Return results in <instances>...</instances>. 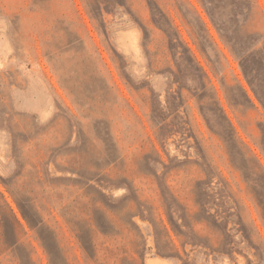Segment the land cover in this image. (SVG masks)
<instances>
[{
	"label": "rangeland",
	"instance_id": "1",
	"mask_svg": "<svg viewBox=\"0 0 264 264\" xmlns=\"http://www.w3.org/2000/svg\"><path fill=\"white\" fill-rule=\"evenodd\" d=\"M237 54L264 95V0H0V264H264L240 169L264 181V107Z\"/></svg>",
	"mask_w": 264,
	"mask_h": 264
},
{
	"label": "trees",
	"instance_id": "2",
	"mask_svg": "<svg viewBox=\"0 0 264 264\" xmlns=\"http://www.w3.org/2000/svg\"><path fill=\"white\" fill-rule=\"evenodd\" d=\"M203 5H204V8H205V10L207 11L209 17L211 18L212 22H213L214 25L217 27V29H218V31H219L221 37L224 39V34L222 33L223 31H221L220 26H218V24L216 23L215 17L213 16V14L211 13V11L209 10V7H208L205 3H204ZM86 11H87V13H88V15H89V17H90V19H91L92 21H93V20H97V21H100V22H104V21H103V15H102L101 7L92 8V9L86 7ZM228 43H229V45L233 46L230 40H228ZM98 54H99L100 60L102 61V57H101L100 53H98ZM236 57H237V59L240 60L241 68H242V70H243V73H244V75H245L247 81L250 83V85H251V87H252V89H253L255 95L257 96V98L259 99V101L261 102V104H262L263 107H264V95H263V93L260 92L259 89L255 86L254 79H252V78L250 77V75H249V73H248V71H247V68H246V66H245V63H244V61H243V55H238V54H237ZM103 64H104V63H103ZM104 65H105V64H104ZM249 100H250V99H249ZM250 101H251V100H250ZM251 103H252V101H251ZM159 104H160V103H159ZM252 104H253V103H252ZM160 106H161V105H159V107H158V109H159L158 112H160V113H158V116L160 117V118L158 117V119H159V120H158V127H159V128L161 129V131H162V130H163V126H164V121L166 120V117H164V113H161V112H163V111H162L163 109H162V107H160ZM219 108H220V111H221L222 115L224 116L225 120L229 123L230 127H231L232 130L234 131L232 124H231L230 121L228 120L227 116L225 115V113H224L222 107H220V105H219ZM211 126H212V127H210V129H211V131L214 132V130H215V125H211ZM104 130H105V131H108L107 128L104 129ZM216 130H217V128H216ZM223 130H224V131L220 132V135H221V137L224 139L225 143L227 144L228 149H229L231 155H234V154H241V155H242V153H243L242 151H243V150L239 147L238 142H236V140H235V136H234L233 134H231L230 132H226V130H225L224 128H223ZM214 133H215V132H214ZM235 134H236V132H235ZM162 135H163V134H162ZM106 136H110V135H109V132L106 133ZM159 138H161V136L158 137V139H159ZM262 138H263L262 140H264V131H263V133H262ZM109 143H110V144H109L108 147H112V148L115 147V143H114L113 139H110V140H109ZM262 148H263V150H264V141L262 142ZM107 153H108V154H107V157H105V161H106V162L113 161V162L115 163L116 160H117V155H115V154L111 151V149H108V150H107ZM255 161H256V165H257L256 167L259 168L260 170H262V171L264 172V170L262 169L261 164L259 163V160H258V159H255ZM75 163H76V161L74 162V164H75ZM240 164H241V165H240V169L243 171V173H245L246 177H252V180H254V185H255L258 189H260L261 192L264 194V181L260 180V177H258V176H253L251 173L249 174V168H247L246 163H245V165L242 164V163H240ZM99 169H101V166H99V167L97 168V171H98ZM246 172H248V174H247ZM1 196L3 197V195H1ZM259 198H261V196H259ZM260 201H261V200H260ZM19 205H20V208H21V212H22L24 218L26 219L28 225H29L32 229L37 230V228H38L40 222H42V220H39V219L37 220V219H35L36 217H34L33 215L31 216V215L29 214V212L27 211V207H26V205H23V203H19ZM7 208H8L9 211L11 212V214H12V216H13L15 222H16L18 225L23 226L22 223L19 221V219H17V217L13 214L12 209L9 207L8 204H7ZM98 222H100V221H98ZM98 226H99V230H100V232H102V233L105 234V235H108V232H107L108 229L105 227V225H104L102 222H100ZM6 227H7V230H8L9 232L14 231L12 225H10V223H8V222H6ZM40 240H41V244H42V247H43V251H44L48 256H50V258H52V261L55 262V251H54L55 248H54V245H53V244H48V243H46V241H45L42 237H40ZM78 240H79V242H80L82 248H83L85 251H86V250L88 251L89 249L92 248L91 245H92L93 243L87 242V241H86L81 235H78ZM10 246H11V245H10ZM92 246H93V245H92ZM34 249H35V248H34ZM52 263H53V262H52Z\"/></svg>",
	"mask_w": 264,
	"mask_h": 264
}]
</instances>
